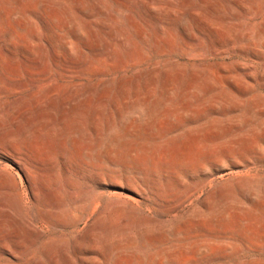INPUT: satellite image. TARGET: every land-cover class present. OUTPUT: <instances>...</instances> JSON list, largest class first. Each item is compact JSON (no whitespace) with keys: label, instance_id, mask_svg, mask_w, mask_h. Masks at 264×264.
Wrapping results in <instances>:
<instances>
[{"label":"rangeland","instance_id":"374dc122","mask_svg":"<svg viewBox=\"0 0 264 264\" xmlns=\"http://www.w3.org/2000/svg\"><path fill=\"white\" fill-rule=\"evenodd\" d=\"M0 264H264V0H0Z\"/></svg>","mask_w":264,"mask_h":264}]
</instances>
